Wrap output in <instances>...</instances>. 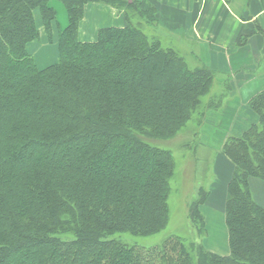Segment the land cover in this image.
<instances>
[{
  "label": "trees",
  "instance_id": "obj_1",
  "mask_svg": "<svg viewBox=\"0 0 264 264\" xmlns=\"http://www.w3.org/2000/svg\"><path fill=\"white\" fill-rule=\"evenodd\" d=\"M52 1L67 25L56 62L38 70L27 47L39 38L35 13L51 36ZM91 4L131 8L125 0H0V264H264V206L249 188L252 180L264 184V89L236 101L251 121L241 114L233 121L239 132L221 135L218 148L232 168L227 256L177 236L149 248L112 238L149 237L167 226L174 163L148 140L184 129L214 74L189 69L128 20L79 42ZM197 195L189 217L202 234L209 192Z\"/></svg>",
  "mask_w": 264,
  "mask_h": 264
},
{
  "label": "crops",
  "instance_id": "obj_2",
  "mask_svg": "<svg viewBox=\"0 0 264 264\" xmlns=\"http://www.w3.org/2000/svg\"><path fill=\"white\" fill-rule=\"evenodd\" d=\"M125 1L131 7L129 10H118L100 4L87 5L79 25V42H94L99 30L124 28L129 21L139 25L149 39L158 40L162 48L175 52L184 50L182 53L187 54L182 57L184 60L189 58L200 66L208 67L213 73L223 74L218 76L227 78L231 92L239 94L245 101L264 89V0ZM146 18L150 20L147 21ZM35 20L39 38L28 46L30 48L33 45L32 52H27L33 58L37 69L43 70L56 62V43L61 30L57 28L55 19L51 25V36L48 37L43 31L40 19L39 22ZM66 25L67 18L63 22L62 30ZM35 43L37 47L34 46ZM257 67H261L259 72ZM213 171L219 184L212 182L210 189L206 190L209 196L201 209L206 225V238L203 242L208 252L227 256L228 247L226 252L223 248L219 254V245L214 239H209L216 231V234L224 232L227 246L223 206L226 184L232 168L217 153ZM249 188L254 202L264 206L262 198L255 197V192L264 193V184L252 180ZM217 217L223 223L220 230L214 224Z\"/></svg>",
  "mask_w": 264,
  "mask_h": 264
},
{
  "label": "rangeland",
  "instance_id": "obj_3",
  "mask_svg": "<svg viewBox=\"0 0 264 264\" xmlns=\"http://www.w3.org/2000/svg\"><path fill=\"white\" fill-rule=\"evenodd\" d=\"M51 6L56 10L57 28L62 30L63 22L66 19L64 9L57 1H52ZM35 19L39 22L37 13H35ZM145 20L148 21L150 18ZM54 28L56 29V27ZM37 43L34 44L35 47H37ZM32 47L33 45L27 50L32 52ZM182 51H177L180 54L176 53L180 57H186L187 54H183ZM185 62L189 69L200 66L189 58ZM257 68L259 72L261 67ZM213 74L214 81L209 94L202 100V109L192 116L186 127L170 140H148L151 146L169 151L174 163V172L169 180L167 226L160 233L149 237H135L128 234L114 235L112 238L118 239L121 244L149 248L161 244L169 236H177L183 239L187 245L193 242L206 248L205 242H203L206 238L205 233L198 234L196 228L191 224L190 205L197 198L199 190L206 191L212 182L219 184L213 171V163L219 153L218 148L222 142L221 135L229 134L231 136L239 132V127H236V124L233 125V121L238 122L241 114L251 121L248 111L245 108L240 109L236 104V101L239 100L238 102H241L242 105L246 99L225 89L227 78L218 76L223 74ZM202 114L203 116H201ZM241 129H243V124ZM255 194L256 198H262L261 202L264 204V193L255 192ZM214 224L219 230L223 227L219 217L215 218ZM216 232L209 241L215 240L214 242L219 245V254H221L223 248L226 252V236L224 232L220 231L217 234Z\"/></svg>",
  "mask_w": 264,
  "mask_h": 264
}]
</instances>
